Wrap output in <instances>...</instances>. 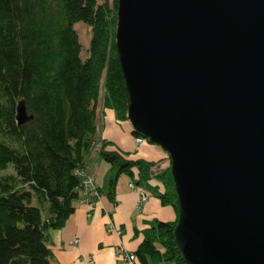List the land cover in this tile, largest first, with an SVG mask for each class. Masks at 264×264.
I'll list each match as a JSON object with an SVG mask.
<instances>
[{
    "label": "water",
    "instance_id": "1",
    "mask_svg": "<svg viewBox=\"0 0 264 264\" xmlns=\"http://www.w3.org/2000/svg\"><path fill=\"white\" fill-rule=\"evenodd\" d=\"M115 45L129 122L170 156L185 263L264 264V0H118Z\"/></svg>",
    "mask_w": 264,
    "mask_h": 264
},
{
    "label": "trees",
    "instance_id": "2",
    "mask_svg": "<svg viewBox=\"0 0 264 264\" xmlns=\"http://www.w3.org/2000/svg\"><path fill=\"white\" fill-rule=\"evenodd\" d=\"M117 11L118 0L114 9L99 0H0V172L14 168L0 177V264H51L50 235L76 210L77 170L96 141L99 104L129 121L115 45ZM81 22L92 28L87 59L75 29ZM21 102L33 117L23 125L17 120ZM108 145L100 143L111 166L104 196L116 202L120 178L133 180L137 172L136 184L158 181L157 197L177 213L174 222L157 221L138 232L141 264H186L175 237L180 207L171 165L155 172L159 163Z\"/></svg>",
    "mask_w": 264,
    "mask_h": 264
},
{
    "label": "crops",
    "instance_id": "3",
    "mask_svg": "<svg viewBox=\"0 0 264 264\" xmlns=\"http://www.w3.org/2000/svg\"><path fill=\"white\" fill-rule=\"evenodd\" d=\"M97 115L103 124L97 138L108 142V149L129 153L133 159L157 162L155 172L169 168L168 153L161 147L149 142L136 145L129 121H119L113 111H103L102 106ZM110 167L102 158L100 148L97 149L88 168L100 190L107 186ZM131 180L129 175H123L117 185L116 202L104 196L102 206L92 217L88 216L86 207L76 203V210L65 227L51 232V264H120L117 256L120 249L135 253L141 245L143 236L138 232L157 221L174 222L177 219L174 208L162 205L157 197L156 190H162L158 181L153 179L147 186H140L149 194L148 200L140 207L139 193L129 187ZM110 222L122 230V235L109 232ZM76 239L81 240L79 245L73 244ZM91 259L93 263H90Z\"/></svg>",
    "mask_w": 264,
    "mask_h": 264
},
{
    "label": "built area",
    "instance_id": "4",
    "mask_svg": "<svg viewBox=\"0 0 264 264\" xmlns=\"http://www.w3.org/2000/svg\"><path fill=\"white\" fill-rule=\"evenodd\" d=\"M101 124H99L98 118H97V136L99 134ZM101 141L96 137L95 143H93V147L88 155L87 160L85 161L84 167L77 170V174L82 179V188L80 197L77 200L76 203H80L87 209V214L89 217H92L94 215V212L98 207L102 206L104 195L101 193V190L95 180V178L90 174L89 172V161L90 159L95 155L96 150L100 148ZM135 143L137 146L143 145L145 143H148V140L144 138L143 136L135 137ZM171 165V164H170ZM135 178L131 180V183L129 184V187L137 191L140 196L139 200V206L141 207L149 198V194L144 190V188L138 186L136 184V181L139 180L138 173L135 172ZM108 230L110 233H115L117 235H122V230L115 226L112 222H110L108 226ZM81 242L80 239H76L73 244L79 245ZM119 263L120 264H141L138 256L134 252L126 251L125 249H120L117 253ZM90 263H93V260H90Z\"/></svg>",
    "mask_w": 264,
    "mask_h": 264
},
{
    "label": "rangeland",
    "instance_id": "5",
    "mask_svg": "<svg viewBox=\"0 0 264 264\" xmlns=\"http://www.w3.org/2000/svg\"><path fill=\"white\" fill-rule=\"evenodd\" d=\"M106 1L109 3L111 8L114 9L115 0H99V3H104ZM75 29L78 32L79 37H80V42L83 45L82 57L86 59V57L89 56V49H90L91 40H92V28L88 26L87 24L81 22L75 26ZM101 106L102 104H99V110ZM101 122L102 120L99 119V123ZM102 130H103V124L100 128L99 134L102 132ZM8 174H14V168L12 165L7 170L0 172V177L3 175H8ZM35 204H37L36 201H35Z\"/></svg>",
    "mask_w": 264,
    "mask_h": 264
}]
</instances>
